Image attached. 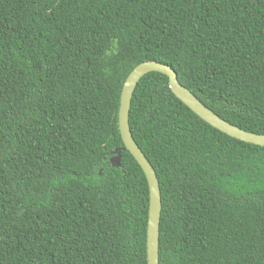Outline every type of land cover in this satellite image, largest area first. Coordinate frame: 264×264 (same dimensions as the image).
Listing matches in <instances>:
<instances>
[{
  "label": "trees",
  "instance_id": "16d2710c",
  "mask_svg": "<svg viewBox=\"0 0 264 264\" xmlns=\"http://www.w3.org/2000/svg\"><path fill=\"white\" fill-rule=\"evenodd\" d=\"M150 59L264 134V0H0V264H148L149 185L118 110ZM129 122L160 181V264H264V146L158 71Z\"/></svg>",
  "mask_w": 264,
  "mask_h": 264
},
{
  "label": "water",
  "instance_id": "95a60500",
  "mask_svg": "<svg viewBox=\"0 0 264 264\" xmlns=\"http://www.w3.org/2000/svg\"><path fill=\"white\" fill-rule=\"evenodd\" d=\"M151 71H158L167 75L169 87L172 92L199 117L220 131L239 140L262 146H264V134L246 130L221 117L202 102L193 91L180 82L176 70L169 64L154 59L145 60L138 63L128 74L121 90L118 126L124 143V149L129 150L135 157L148 180L150 200L147 224V261L148 264H160L159 247L162 212L160 181L153 164L133 137L129 122L132 96L137 83L146 73ZM121 157L122 154L120 150H118L117 153L111 157V162L114 165L120 166Z\"/></svg>",
  "mask_w": 264,
  "mask_h": 264
}]
</instances>
